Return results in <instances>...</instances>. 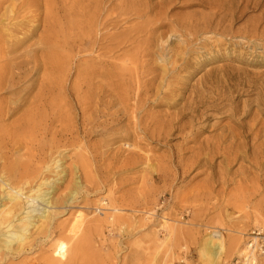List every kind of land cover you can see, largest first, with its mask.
Returning a JSON list of instances; mask_svg holds the SVG:
<instances>
[{
  "label": "bare ground",
  "instance_id": "1",
  "mask_svg": "<svg viewBox=\"0 0 264 264\" xmlns=\"http://www.w3.org/2000/svg\"><path fill=\"white\" fill-rule=\"evenodd\" d=\"M55 1H47V16L53 15ZM182 1L130 0L126 8L122 9L123 12H119V17L126 15L127 11L131 16L146 20L143 25L137 26L121 40L113 39L119 45L134 42L132 46L135 52L123 66L108 64L101 58L111 54L110 50L102 46L106 40L105 35L100 36V39L93 38L97 30L101 31L110 25L118 24L116 23L118 11H114L115 17L108 15L104 18L105 0H72L73 10L67 12L69 14V18H66L67 23L54 21L49 24L48 18L43 23L46 30L40 39L48 47L47 55L42 57L43 60H37L35 57L34 62L36 65L38 62L52 63L54 66L57 64L58 67L55 66L56 68L52 70L44 69V77L41 78L43 84L39 85L36 94L34 85L24 86L23 82L31 75L38 74V65L22 70L23 62L20 60L24 56L9 58L21 51L27 37L23 39L16 37L12 42H7L3 33L0 34V264H101V255L95 249L94 239L105 224L114 226L117 217H121L119 213L126 208L151 215L152 205L146 201L141 205L143 207L141 210L135 209L136 205L132 203L121 205L126 207L121 209L102 198L95 208L98 215L95 219L86 222L85 214L77 212L70 223H58V220L75 206H81L76 204L82 200L86 201L83 199L87 196L84 193L85 189L93 191L99 188L100 175L104 173L94 162L98 156L90 158L85 155L84 146L78 141L79 137L89 139L99 127L105 134L121 131L118 139L122 141L133 139L130 140L133 143L128 142L127 146L133 148L135 154L122 163L121 170L135 169L138 163H144L146 171L153 174L154 179L163 180L171 174L166 168L162 167L161 171L156 169L151 160L152 156L145 151L146 146L151 142L161 145L166 141H172L176 133L182 136L183 143L195 142L197 145L201 133L207 128L203 123L211 120L208 113L230 112L225 110L232 106L231 98L228 96L231 87L228 84L222 87L215 86L209 79L210 74H207L201 81L202 88L190 85L194 73L200 69L198 66L202 57L196 52H189L190 49L185 46L194 44L199 32L193 33L194 39L184 41L183 47L179 41L176 50L171 48V43L169 44L167 38L170 32H173V24L185 29L193 28V25L189 26L183 22L174 23L168 13L178 9ZM249 4V0H246L245 6L238 7L242 9L241 15L245 14ZM183 7H189L188 2ZM50 19H55L54 15ZM11 24L16 28L14 32L19 34L18 24L9 25ZM63 26L69 31H75L76 34L73 36L80 38L79 40L74 38L73 46L69 49L70 33H65ZM203 26L198 24L195 29L198 27L205 29ZM210 26L211 24H208V28ZM29 32L34 33L33 30ZM140 35L148 36V39L138 40L137 37ZM217 42L216 40L215 43ZM92 43L99 46V51L103 53L98 57H91L89 60L93 64L82 71L78 69L75 83L67 86L64 81L67 70L62 65H65L66 59H70L68 53L78 50V55L86 44ZM210 44L203 43L202 40L199 42L203 49ZM158 59L161 60L160 63ZM126 67H133L135 71L131 72ZM48 81L50 83H46ZM7 93L17 98L10 101L1 98ZM259 102L264 109L262 88L259 92ZM231 108L228 115L231 125L219 127L222 132L221 138L217 139L215 146L208 152L215 153L212 155L223 153L226 160L230 159L233 163L244 160L247 154L246 146L241 139L254 136L257 140L264 137V125L261 128L259 126L254 128V125L244 124L237 118L238 112L236 113L233 106ZM11 119L15 120L6 124ZM54 125L56 126L51 128ZM50 135L59 139L57 142L54 140L44 142L47 147L50 143L47 154L37 156L33 151L28 156L27 153H23L25 150H34L37 142L39 144L43 137L47 138ZM74 135L77 141L73 142V145L81 151L78 160L73 164V176L77 177L80 172V179L82 175L84 183L93 186V189L83 186L81 181L75 178L73 188L67 187L65 194L55 198L56 186L67 176L62 158L65 151L61 150L72 144L70 140ZM200 142L198 148L185 149L183 152L189 153L193 150V154L200 156L207 151L202 148L203 146H212L209 139ZM259 147L264 148V145ZM252 151L253 165L261 170L263 163L260 159L264 158V151L257 148ZM175 158L182 161L180 152H177ZM44 170L45 174L54 175L53 179L43 177ZM142 179L145 180V176ZM251 182L258 186L260 180L256 177ZM259 192V188H253L254 194ZM86 207L91 206H82L84 209ZM245 209L247 210L242 208L239 211ZM101 215L104 218H100ZM261 226L264 227V224ZM54 234L58 237L54 247L44 251L40 260L23 258L28 251L34 248L41 249V244ZM225 243V237L219 231L208 230L199 249L200 259L205 264H219L226 254ZM244 245L240 249V254L246 257L244 264H250L246 255L248 250L246 241ZM101 259L103 260L102 257ZM251 261L257 263L256 258H252Z\"/></svg>",
  "mask_w": 264,
  "mask_h": 264
},
{
  "label": "rangeland",
  "instance_id": "2",
  "mask_svg": "<svg viewBox=\"0 0 264 264\" xmlns=\"http://www.w3.org/2000/svg\"><path fill=\"white\" fill-rule=\"evenodd\" d=\"M47 1L49 0H0V34L3 33L7 42H12L16 37L21 39L27 37L21 51L12 54L9 58L24 56L20 60L23 62L22 70L37 65L39 67L36 76L33 74L23 82L24 86H35L34 94L37 93L39 85L43 84L41 78L44 77V69L52 70L58 67L55 63L56 67L52 63L38 62L40 65L38 63L36 65L34 62L35 57L37 60H43L42 57L47 55L48 47L40 39L46 30L43 23L47 18L49 24L54 21L64 23L66 18H69L67 12L73 10L72 0H56L53 4V15L56 20L50 19L53 15L47 16ZM129 1L105 0L103 17L108 15L115 17L116 10L118 24L110 25L101 31L97 30L93 38L100 39V36H106L102 46L110 50L111 54L101 58L108 64L126 63L135 52L132 46L134 42L119 45L113 39L121 40L146 21L129 15L127 11H125L126 15L119 17V12H123L122 9L126 8ZM186 2L189 7L184 8ZM245 3L246 0H183L179 3L178 9L168 13L174 23L183 22L189 26L193 25V28L185 29L173 24V32H170L167 39L169 44L171 43V48L176 50L179 41L183 47L184 41L194 39L193 33L199 32L196 42L185 46L190 49L189 52H196L202 57L198 66L200 69L194 73L190 85H198L202 88L201 81L207 74H210L209 79L215 86L222 87L228 84L231 87L228 96L236 113L238 112L237 118L244 124L261 128L264 125V109L259 102V92L261 88L264 90V0H249L250 4L245 14L241 15L242 9L238 7L245 6ZM10 23L18 24L19 34L14 32L16 28L12 24L9 25ZM198 24H203L205 29L198 27L196 30ZM208 24H211L210 28ZM64 27L62 28L65 33H70L69 49L73 46V39L80 38L73 36L76 34L75 31H69ZM32 30L34 33L31 34L29 31ZM137 39L145 40L148 36L140 35ZM200 40L211 44L203 49L199 46ZM99 50V46L92 43L86 44L78 55V50L68 53L70 59H66L65 65H62L67 70L65 79L63 76L67 86L75 83L78 69L82 71L93 64L89 60L91 57H98L103 53ZM210 58L214 61H210ZM158 62L160 63L161 60L158 59ZM126 68L131 72L135 71L133 67ZM1 98L10 101L17 97L7 93ZM232 106H228L225 110L231 112ZM230 112L208 113L211 120L203 123L207 128L201 133L198 141L200 144V141L209 139L212 146H203L202 148L207 151L200 156L193 154V150L189 153L183 152L185 149L198 148L200 145H196L195 142L183 143L182 136L178 133L173 135L172 141H166L161 145L151 142L146 146L145 151L152 156L151 160L156 169L161 171L163 167L169 170L171 175L163 180L154 179L153 174L146 171L144 163H138L135 169L121 170L122 163L135 155L133 148L127 146L128 142L133 143L130 141L133 139L129 141L118 139L121 131L105 134L99 127L89 139L79 137L78 141L84 146L85 155L90 158L98 156L94 162L104 173L100 175L99 188L93 191L85 189L84 193L87 196L83 199L86 201L82 200L81 203L76 204L81 206H75L60 218L58 223H70L77 212L85 214L86 222L95 219L98 216L95 208L102 198L121 209L126 208L121 205L132 203L136 205L135 209L141 210L143 208L141 205L146 201L152 205L151 215L126 208L119 213L121 217H117L114 226L105 224L100 229V234L94 239V244L96 243L98 248L94 246L103 258L102 260L100 257L101 264H205L200 259L199 249L208 230L219 231L226 240V254L219 264H236L241 255L240 249L245 246L246 235L264 224V158L260 159L263 163L261 170H258L252 162L254 148L264 151L263 147H259L264 145V137L257 140L254 136L241 139L247 149L244 160L231 163L230 159L226 160L223 153L216 155L209 153L208 150L215 146L218 138H221L222 132L219 127L231 125L228 117ZM13 120L15 119H11L6 124H10ZM58 139L51 135L47 138L43 137V140L41 139L43 144L37 142L33 147L34 150H25L23 153L30 156L34 151L35 155L44 156L50 146V143L47 147L44 142L53 140L57 142ZM70 141L72 144L61 150L65 151V156L62 158L67 176L65 181L56 186L55 198L65 194L67 187L72 189L75 178L81 181L83 186L93 189V186L84 183L82 175L80 179V172L77 177L73 176V164L78 160L81 150H77L76 145H73V142L77 141L75 135ZM177 152H180L182 161L175 158ZM43 174V177L53 179L54 175L45 174V170ZM143 176L145 180L142 179ZM256 177L260 180L258 186L251 182ZM39 179L41 180V176ZM255 187L260 190L257 194L253 193ZM83 205H90L92 208L84 209ZM242 208L247 210L240 212L239 209ZM99 217L104 218L103 215ZM58 232L57 230L56 233ZM57 239L55 234L52 235L41 244V249L34 248L28 251L23 258L40 260L43 252L54 247ZM257 264H264V260L260 259Z\"/></svg>",
  "mask_w": 264,
  "mask_h": 264
},
{
  "label": "built area",
  "instance_id": "3",
  "mask_svg": "<svg viewBox=\"0 0 264 264\" xmlns=\"http://www.w3.org/2000/svg\"><path fill=\"white\" fill-rule=\"evenodd\" d=\"M246 247H247V259L252 263V258H256V261L260 259L264 260V227H256L246 235ZM246 257L241 256L237 260L236 264H244ZM256 263V264H257Z\"/></svg>",
  "mask_w": 264,
  "mask_h": 264
}]
</instances>
